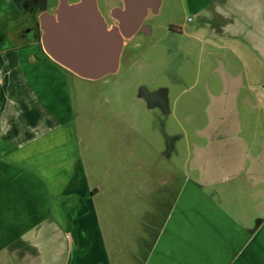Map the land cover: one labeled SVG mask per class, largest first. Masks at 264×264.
Returning <instances> with one entry per match:
<instances>
[{
	"label": "crops",
	"instance_id": "1",
	"mask_svg": "<svg viewBox=\"0 0 264 264\" xmlns=\"http://www.w3.org/2000/svg\"><path fill=\"white\" fill-rule=\"evenodd\" d=\"M182 3L212 18L199 35L264 28V0ZM80 80L38 47L0 59V264H264V174L236 128L216 117L197 180L167 172L117 115L89 124Z\"/></svg>",
	"mask_w": 264,
	"mask_h": 264
},
{
	"label": "rangeland",
	"instance_id": "2",
	"mask_svg": "<svg viewBox=\"0 0 264 264\" xmlns=\"http://www.w3.org/2000/svg\"><path fill=\"white\" fill-rule=\"evenodd\" d=\"M209 20L187 13L182 0H160L158 12L146 20L150 34L126 41L117 72L78 83L87 88V103L99 98L86 113L89 124L106 125L117 115L138 130L157 163L170 156L171 166L158 165V171L187 173L196 180L195 147H206L215 137L216 117L236 128L250 158L264 153V28L249 34L218 35L210 29L197 34ZM160 90L168 114L157 107ZM101 98L107 106H101ZM233 186L242 201L243 186ZM254 205L246 206L254 211Z\"/></svg>",
	"mask_w": 264,
	"mask_h": 264
},
{
	"label": "water",
	"instance_id": "3",
	"mask_svg": "<svg viewBox=\"0 0 264 264\" xmlns=\"http://www.w3.org/2000/svg\"><path fill=\"white\" fill-rule=\"evenodd\" d=\"M123 10L114 9L118 25L101 23L95 0L60 4L54 16L42 18L43 51L78 77L97 81L115 74L127 40L136 33L148 10L158 11L160 0H121Z\"/></svg>",
	"mask_w": 264,
	"mask_h": 264
},
{
	"label": "flooded vegetation",
	"instance_id": "4",
	"mask_svg": "<svg viewBox=\"0 0 264 264\" xmlns=\"http://www.w3.org/2000/svg\"><path fill=\"white\" fill-rule=\"evenodd\" d=\"M81 0H66L69 5L78 4ZM100 14L101 23L106 28L118 25L117 20L112 16L114 9L123 10L124 4L121 0H95ZM60 4V0H0V59L10 51L26 49L29 47H42V18L46 15L54 16ZM159 9V8H158ZM158 11L148 10L135 35H149L150 29L147 25V18L150 14ZM134 35V36H135ZM158 102L163 109L164 91L160 90ZM150 94L146 96L150 98ZM250 159L248 170L264 174V163H256Z\"/></svg>",
	"mask_w": 264,
	"mask_h": 264
}]
</instances>
